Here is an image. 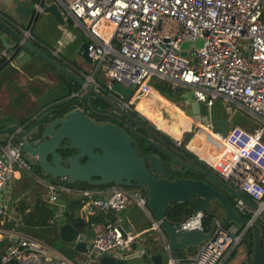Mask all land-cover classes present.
<instances>
[{
    "label": "built area",
    "instance_id": "obj_1",
    "mask_svg": "<svg viewBox=\"0 0 264 264\" xmlns=\"http://www.w3.org/2000/svg\"><path fill=\"white\" fill-rule=\"evenodd\" d=\"M40 1L54 3L63 21H70L84 36L87 56L93 63L91 73L80 72L86 82L98 90L94 77L100 74L108 84H131L129 97L117 101L125 112L131 110L145 119L136 103L149 102L145 99L153 91L149 81L155 79L172 89L190 90L192 98L208 113L219 99L256 123L252 133L240 127L223 134L211 133L220 149L218 155L209 160L198 157L258 207L253 211L240 200L234 203L238 213L255 220L258 210H264V0H36L37 12ZM22 30L33 40L31 33ZM197 38L201 40L199 47L193 44ZM183 41L189 45L186 54L180 56ZM59 46L49 50L52 57L62 51L63 43ZM2 55L8 56L6 51ZM13 136L8 134L0 142V191L16 169L29 171L37 164L35 156L22 153ZM173 144L178 146L179 141ZM44 191L49 204L57 202L59 193H74L81 197L87 213L102 214L100 220L89 223L93 237L83 253L86 257L99 258L129 245L132 235L122 234L117 212L130 203L149 217L150 227L160 234L158 221L149 213L139 188L109 184L78 189L70 187L66 178H59L46 181ZM108 213L116 218L109 220ZM203 215L196 209L176 225L177 230L203 231ZM9 218L14 217L0 207V264H76L44 240L16 230L17 217L12 229L3 228ZM48 224H54L53 218ZM244 232L235 225L216 224L210 237L196 246L192 264H223ZM168 256L167 263L175 264L176 260Z\"/></svg>",
    "mask_w": 264,
    "mask_h": 264
},
{
    "label": "water",
    "instance_id": "obj_2",
    "mask_svg": "<svg viewBox=\"0 0 264 264\" xmlns=\"http://www.w3.org/2000/svg\"><path fill=\"white\" fill-rule=\"evenodd\" d=\"M12 1L19 19L23 21L28 18V23L26 27L20 29L0 18V80L18 73L17 66L23 64H28L31 71H37L38 65L35 58H38L74 82L79 90L74 100L54 102L51 108L38 112L26 127L17 124L0 126V136L13 134L22 153L35 156L37 165L44 173L57 178H66L69 184L85 182L92 186L117 184L122 187L145 188L147 208L152 218L158 221L160 234L157 237L150 236L153 246L150 248L153 249V254L147 257L150 249H143L141 242L133 240L132 237L128 247L125 250H119L118 257L104 255L99 257L97 264H137L138 259L151 261L152 264H162L165 245L168 252L166 255L174 258L175 264H183L184 260L189 262L191 259L180 258L178 252L188 247H196L209 238L216 224L227 225L228 223L241 226L245 231L250 230L252 248L247 264H264V249L261 246L258 226L253 219L249 221L235 210L228 195L232 196L233 200H240L253 211L258 207L212 170L186 158L172 143H166L158 135L144 128L142 130L153 141L143 134L139 135L134 129L136 122L121 107L101 97L92 83L77 77L23 34L24 28L32 34V27L38 15L34 9L36 0ZM40 5V12L49 13L55 22L62 24V16L54 3L45 4L40 1ZM193 44L199 47L201 40L197 38ZM188 45L187 41L181 42L180 56L186 54L185 49ZM2 51H6L8 56L4 57ZM73 54L86 63L90 62L85 40L79 43ZM109 88L123 99H127L132 90L131 84L127 86L118 81H113ZM179 97L184 101L183 114L190 117L193 123L207 127L214 134H223L229 130L228 120L211 119V112L208 113L203 104L197 103L192 98L190 90L181 92ZM92 98L106 103L110 110L105 113L125 123L132 135L142 137L144 141L157 147L172 162L193 174L202 175L208 182L173 176L155 155L138 153L133 146L134 140L123 128L112 123H95L83 110L75 107L83 103L87 110L101 114L102 112L93 106ZM62 149L74 152L64 155L60 153ZM80 159L84 161L80 162ZM193 197L196 198L194 201L196 209L202 211L211 209L213 221L207 231L199 229L180 231L177 230L176 225L166 222L165 211L169 203L189 202ZM117 216L122 234L132 235L137 223L134 218L137 216L132 214L130 221H127L123 210L118 211ZM256 216L264 220V210H258ZM53 220L57 226L59 238L72 244L73 250L85 253L87 241L93 237V231L90 229L80 232L66 223L61 213L55 215ZM14 223V218H9L2 226L12 229Z\"/></svg>",
    "mask_w": 264,
    "mask_h": 264
},
{
    "label": "crops",
    "instance_id": "obj_3",
    "mask_svg": "<svg viewBox=\"0 0 264 264\" xmlns=\"http://www.w3.org/2000/svg\"><path fill=\"white\" fill-rule=\"evenodd\" d=\"M49 3H51V2L47 1V4H49ZM0 18L2 20H4L5 22H7L8 24H10L11 26H15V27L18 26V27L23 28V27H26V25L28 23L27 22L28 18H26L23 21L19 19V16L15 11V5H14L12 0H0ZM38 18L41 21L36 26V24H37L36 20ZM36 20H35L33 27H32V34L31 35L33 36V40L30 37H27V38H29V40H32L36 44V46H38L40 49L45 50L48 54H49L50 49L60 47L59 43L60 42L63 43V47L61 49L62 51L59 52L60 54L56 57L55 56H53V57L62 60L63 61L62 63L64 65H66L67 68L73 74H75L77 77H83V76H81L80 72L91 73L92 67H93L92 61H90L89 63H86V62L81 60L79 63L80 65L76 66L74 64H71V61L72 60L75 61L76 59L75 58H72V59L68 58L65 55L67 52H70V53L72 52V54H73L74 50L79 45V43L81 41L85 40L84 36L71 25L70 21L65 20L62 22V24H59L53 20V17L49 13H42V12L38 13ZM50 28H52L54 31H56L57 35L55 37L49 39V37H47L46 34L48 32L47 30H49ZM72 35H73V38H71ZM77 61H78V59H77ZM89 64H91V67L87 68ZM37 65H38V63H37ZM68 65H70L71 67ZM17 68H18V73L6 76L5 78H2L0 80V126H6V125H11V124H17L19 126H22V124H26V123L30 122L32 120V117H34V115H36L38 112H40L41 110H47V109L51 108L54 105L53 103H54V100L56 99V97H60V95L62 94V90L58 86L53 87V86H51V83L44 82L45 80L44 81L41 80L42 73H40L41 72L40 71V65H38L37 71H31L29 69L28 64H23L21 66H17ZM95 75H97V74H95ZM104 81L107 82V80H104ZM70 82H72V81H70ZM72 83H74V82H72ZM176 89H179V90H181V92H183V90L181 88H176ZM152 90L153 91H151L149 94H147L146 98H145L146 101H149V102L145 103L143 100H140V102L137 105V109L145 110L149 115H151L150 114V111L152 109L151 105L155 104V102H158V99L161 98V95L159 93H157L154 89H152ZM149 95L151 96L150 99L147 98V96H149ZM178 98H176V100ZM168 101L169 100H167V99H165V101L163 100V102L165 104H168V107H169V105L174 107V104L171 102H168ZM55 102H58V101H55ZM21 103L23 104V106ZM22 109L23 110L25 109V110L23 111ZM19 110H20V112H19ZM153 110H157V109H153ZM176 110H178V109H176ZM156 117H157V114H156ZM156 117L154 120L155 124L156 125L157 124H163L161 122H158ZM248 118H249V116H248ZM249 120H250L249 122L241 123V125H242L241 128L246 129L248 131H251L254 128H256V124L253 121H251L250 118H249ZM184 121H185V119H184ZM165 123H166V121H165ZM186 123L187 122L185 121V125L187 126L188 123L187 124ZM163 125H165V124H163ZM200 127H201L200 129H202L205 132L206 136H208V138L212 139V141L209 142L212 149L208 148V145H206L204 143V141H202L203 139L202 140L200 139V137L196 131L193 132L192 137L188 141V144L185 145V147L191 153H193V155H195L197 158L201 157L204 160H209V159H212V157H215L216 155H218L220 150H218V148H217L218 145L217 146L214 145L215 144L214 143V141H215L214 136H211V133H209L210 131L207 129V127L201 126V125H200ZM171 128L175 133L177 132V129H176L177 127L172 125ZM189 128H190V126H189ZM189 128L187 130H190ZM0 137L3 138V136H0ZM178 138L179 137H171V143L173 144V142L175 140L179 141ZM261 139L264 142V133L262 134ZM0 142H1V140H0ZM192 145L196 148L195 150L192 149V147H191ZM178 146H176V147H178ZM216 151H218V152H216ZM211 152L216 153V154H212ZM25 172H28L29 174L31 173L32 175H34L31 171H25L23 169H16L11 180L6 185H4V187L2 189V191L5 190L4 199L11 200L10 195H8V190L11 187L12 183L20 180L22 174H24ZM34 176L36 177V179H38L42 183V185L44 187V183L46 181L38 178L36 175H34ZM28 193L34 194V195L36 194V193L31 192L29 190L27 192H24V194H28ZM0 194H1V198H2L3 193L1 192ZM24 194H22V195H24ZM66 195L68 197L69 196H75L78 198L80 197L74 193L66 194ZM14 199L15 200L12 201V203H11L13 205V208H14V214H17V216L15 215L14 218L17 217V219L19 221V214L16 211V207H17L18 200L21 199V195L16 196ZM41 199L43 200V198H41ZM34 201H35V198L31 199L30 201L28 200L26 202L31 204ZM55 204L58 207L60 206V203H58V202ZM136 208H137L136 206H134L132 203H130L123 209V211L125 213L124 218L127 221H130L132 214H133V210ZM82 209H84L83 206H81L80 210L84 215H87L88 214L87 210H85L83 212ZM27 210H29V208ZM143 218L144 219H142V223L137 224L138 226H136L135 230L133 231L132 237H133V240L141 242V247L143 249H145V248L150 249L149 254L147 255V257H148L149 255L154 253L153 249L150 248V247H153L151 244V237L150 236L157 237L159 234H158V232H156L155 230H153L150 227L149 217L144 214ZM18 223H20V222H18ZM49 225L54 227L55 232L58 233L57 227L55 225H53V224L52 225L49 224ZM232 225H234V224H232ZM87 230H90V229L85 228L83 231H87ZM83 231H80V232H83ZM242 243L245 245L244 242H242ZM67 245H69V246H67ZM64 246H66V248L70 247V249H68L66 253H68V252L70 253L69 250H71V251H73L71 256H75V257L77 256L80 259L82 258L83 253L76 251V250H73L72 244L65 242ZM161 247H163V245H161ZM236 248H235V250H236ZM125 249H126V247L123 250H125ZM55 250L64 254V252H61L58 249H55ZM166 253L168 254V252L165 250L163 253L162 264H168L167 259L169 256H167ZM109 255H113V256L118 257L120 255V253H119V250L116 249V250L111 251L109 253ZM187 258L191 259V257H186L185 259H187ZM244 258L245 259H244V261H242L241 264H244V262L246 260V251H245ZM98 259L99 258H97L95 256H93L91 258V255H90L88 257L83 258L80 262H78V264H83V263L87 264L90 260H92V262H94V264H97ZM137 264H152V262L151 261L146 262L143 259L142 260L138 259ZM187 264H192V262L189 261Z\"/></svg>",
    "mask_w": 264,
    "mask_h": 264
},
{
    "label": "trees",
    "instance_id": "obj_4",
    "mask_svg": "<svg viewBox=\"0 0 264 264\" xmlns=\"http://www.w3.org/2000/svg\"><path fill=\"white\" fill-rule=\"evenodd\" d=\"M149 85L152 89H154L157 93L161 95V98L165 101V99L169 100L168 102H174L176 98L179 97L181 90L173 88L171 89L168 85H166L164 82L157 81L155 79H151L149 81ZM164 98H163V97ZM133 114H136L133 112ZM251 119V118H250ZM142 121L145 125L149 126L151 131H153L156 135H158L160 138L164 139L167 141V143H171V138L166 135L165 133L156 130L147 120L142 118ZM251 121H253L251 119ZM256 124V123H255ZM24 127L27 126L26 124H22ZM236 127V126H233ZM231 127V128H233ZM230 128V129H231ZM241 128V127H240ZM190 130L184 131L182 133V137L179 140V146L177 149L182 152L184 155L189 157L191 160H193L195 163L198 165L208 168L207 165L199 160L193 153H191L186 147L185 144L190 140L192 137L193 132L196 131L197 127L193 124L190 125ZM246 130V129H245ZM254 130V129H253ZM253 130L250 131V133L253 132ZM264 133V132H263ZM8 135V134H7ZM7 135H4L3 138L0 137L1 142H4L5 138ZM262 140V139H261ZM13 141L14 136H13ZM69 152H65L64 155H68ZM160 157V156H159ZM209 169V168H208ZM211 170V169H209ZM29 171H31L34 175H36L38 178L43 179L47 182H56L59 180V178L51 176L49 174L44 173L39 166L36 164L34 165ZM169 172H172L169 170ZM174 174L175 177H189V178H194V179H201L205 182H208L205 177L199 174H193L189 171L184 172V174ZM68 185L73 188H78V189H92V188H98L102 186H92L89 185L88 183L85 182H75L72 184ZM139 190L142 192L143 195H145L146 190L145 188H139ZM46 194V193H45ZM244 196L248 197L246 194L242 193ZM228 198L232 205H234L235 200H233L232 196L228 195ZM47 201V195H46V200L39 199L38 197L35 198V201L33 203H27L23 198L18 200L16 211L19 214V222L21 224H26L30 227H47L48 224V219L54 217V213L57 212V209L59 208V212L64 216L66 223H69L73 228L83 231L85 228H89V223L98 221L101 219L102 214H94V213H88L87 215H84L80 208L82 206L81 198L75 197V196H67L65 193H59L58 194V199L57 202L60 203V206L58 207L56 204H47L45 203ZM194 201H196V198L193 197L189 202H177V203H169L167 205L166 211H165V220L169 224L173 225H178L180 221H182L187 215L191 214L196 210V207L194 206ZM56 202V203H57ZM29 208V210H27ZM27 210V211H26ZM203 217L201 219L202 223V229L203 231H207L209 228L211 222L213 221V215L210 213L209 210L203 211ZM243 218L248 219L249 214H241L239 213ZM86 216V217H85ZM116 217L113 215V213H108V219L109 220H114ZM259 228L260 230V242L261 246L264 249V220L260 218H256L253 221ZM52 225V224H51ZM53 225L56 226L54 223ZM232 225V223H228L227 225L224 226H229ZM57 227V226H56ZM238 229H241V226H237ZM55 237H57L61 243V246L58 247V250L61 252L66 253L70 247L66 248L65 242L60 240L58 233L56 232ZM244 242L246 246V256H247V264L250 259V254H251V237H250V230L248 229L247 231L244 232L242 238H241V243ZM196 251V247H188L183 251L178 252V256L180 258H186V257H192ZM234 251L231 253L233 255ZM184 264L188 263V260L183 261ZM13 264V263H10ZM224 264V263H223Z\"/></svg>",
    "mask_w": 264,
    "mask_h": 264
},
{
    "label": "rangeland",
    "instance_id": "obj_5",
    "mask_svg": "<svg viewBox=\"0 0 264 264\" xmlns=\"http://www.w3.org/2000/svg\"><path fill=\"white\" fill-rule=\"evenodd\" d=\"M40 13V12H38ZM41 20H39V18L36 20L37 24L36 26L39 24ZM47 37L50 38H53L57 35L56 31H54L52 28H50L49 30H47ZM65 52V51H64ZM68 58H75L76 60L78 59V57H76L74 54H72V52H67L65 54ZM91 67V64L88 65L87 68H90ZM98 80L100 81H103L102 78H99ZM150 95L147 96V98L150 99ZM140 101H138L136 103V109H137V105ZM171 102V101H170ZM174 104V107L178 110H176L173 106H170L168 107V104H165L163 101H158L157 103L155 102V104H152V109L150 111V114L153 115L156 117V114H157V121L158 122H161L163 124H165L163 127H158L156 124H155V121H153L152 117H149V116H146L145 114H143L141 111V113L144 115L143 117L154 127H158L160 128L159 131H164V133L166 135H168L170 138L171 137H179L178 140L181 139L182 137V133L184 131H187V129L189 128V126L191 124L193 125H197V129H196V132L198 133L200 139L202 141H204V143L206 145H208V148L209 149H212L211 146H210V143L212 141V139L208 138V136H206L205 132L200 129V125L198 123H193L192 119L188 116H185L182 112V109H183V105H184V101L181 100V99H177V100H174V102H171ZM22 104V103H21ZM23 106V104H22ZM31 106V105H30ZM153 109H157V110H153ZM211 109V112L212 114H215L216 111H218L219 109L223 110L224 111V114L226 115V117L229 119L230 121V126H229V129L233 126H236V127H242L241 123H246V122H249V118L246 114H244L243 112L241 111H238L236 109H232L230 110L225 104H223L219 99H215L214 102H213V105L210 107ZM23 110V109H22ZM25 110V109H24ZM23 110V111H24ZM20 112V110H19ZM158 112V113H157ZM148 119H147V118ZM188 123L187 127L183 128L182 125H181V121L184 120ZM165 121L168 123V124H172L173 126L177 127V132L176 133H172L169 129V125L167 123H165ZM153 123V124H152ZM186 123V124H187ZM156 125V126H155ZM184 126V125H183ZM248 131V130H247ZM250 132V131H248ZM211 133V132H209ZM197 141V140H196ZM214 145L217 146V143L214 141ZM188 144V142H187ZM185 144V145H187ZM197 144V143H196ZM192 149H196L193 145L191 146ZM218 148V147H217ZM218 150H220L218 148ZM218 152V151H216ZM212 153V152H211ZM212 154H216V153H212ZM42 185V183L36 179V177L34 175H32L31 173L29 174L28 172H25L24 174H22L21 176V179L18 180V181H15L12 183L11 187L9 188L8 190V195H10V198L11 200H6L4 199V192L5 190L2 191L1 189V192L3 193V197L1 198V194H0V207L2 208V210L9 216H13L15 217V214H14V208H13V205L11 204L12 201H14L15 197L16 196H20L21 195V198H23L25 201H30L31 199H34V198H43V200H46V194L44 192V187ZM31 191V192H34L36 193L35 195L34 194H24V192H27V191ZM0 192V193H1ZM6 194V193H5ZM24 194V195H22ZM71 197V196H70ZM47 204H49V202H45ZM83 212L85 211V209H82ZM207 210H211V209H207ZM220 213V212H219ZM133 214H135L137 216V218H134L137 223H136V226H138L137 224L138 223H142V219L143 218V214H142V211L138 208L134 209L133 210ZM15 228L16 230L20 231V232H23V233H29L31 235H34L42 240H44L45 242H47L48 244H50L53 248L55 249H58L59 246H61L60 244V241L57 237H55V228L48 225L47 227H30L26 224H21L20 223H16L15 224ZM135 230V229H134ZM69 246V245H67ZM70 253H64V255L68 258H70L73 262H75L76 264H78V262H80L83 258L86 257L85 254L82 255V258H78L77 256H71L73 251L69 250ZM245 251H246V247L243 243H240L235 252L233 253V255H231L225 262L224 264H241L242 261H244V255H245ZM76 253V252H75ZM93 257V255H91V258ZM247 262V256H246V260L244 262V264ZM87 264H94V262H92V260H90Z\"/></svg>",
    "mask_w": 264,
    "mask_h": 264
},
{
    "label": "flooded vegetation",
    "instance_id": "obj_6",
    "mask_svg": "<svg viewBox=\"0 0 264 264\" xmlns=\"http://www.w3.org/2000/svg\"><path fill=\"white\" fill-rule=\"evenodd\" d=\"M45 2V0H43ZM43 50V49H42ZM44 52H46L45 50H43ZM47 53V52H46ZM59 63H61L62 65H64L62 62V60L55 58ZM35 61L38 63V65H40V73H42V78L41 80H45L44 82H48L51 83V86H58L61 90H62V94L60 95V97H56L55 101H59V102H63L64 100L68 99V100H74L78 95L77 92L79 90V87L70 82L63 74H61L60 72L55 71L54 69L50 68L47 64H45L44 62H42L40 59L35 58ZM81 60L78 59L77 60H72L71 64H74L76 66L80 65ZM74 62V63H73ZM65 67H67L66 65H64ZM70 66V65H68ZM71 67V66H70ZM79 78H83V77H79ZM96 78L98 84H99V88H98V93L100 94L101 97H103L104 99H106L107 101H110L113 104H117V101L119 98H123L121 97L119 94L113 92L110 90V85L112 84V81H110V83H106L104 80L100 81L98 80L99 78L103 77L101 75H96ZM132 89V88H131ZM132 91V90H131ZM183 100L182 98H178ZM92 104L93 106L98 109L100 112H102L101 114L96 113L94 111H90L87 110V108L85 107V105L83 103L78 104L75 107L80 108L81 110H83L87 117L95 122V123H112L120 128H123L126 133L129 135V137L134 140V148L137 149L138 153L140 154H153L156 157H158L165 165L166 170L169 172V170H171L172 173H178V174H184V172L188 171L186 170L184 167H181L177 164H175L174 162H172L164 153H162L157 147H155L152 144L147 143L146 141H144L142 139V137H135L134 135H132L129 127H127V125L125 123H123L121 120L117 119L116 117H112L109 114L105 113L108 112L110 110V108L108 107V105L102 101H100L99 99L96 98H92ZM74 107V108H75ZM143 114H145L146 116L152 117V115H149L145 110H140ZM126 113L130 116V118H132L135 122H136V126H134V129L136 130V132L142 136L145 135L146 137H148V139L152 140L153 139L147 135L142 128L148 130L149 132L155 134L153 131H151L150 127L145 125L142 121V118L140 116H138L137 114H133V112L130 111H126ZM210 118L211 119H227L229 122V126H230V121L229 119L226 117V115L224 114V111L219 109L218 111H216L215 114H212V112L210 113ZM153 121L155 120V116L153 115L152 117ZM33 120H31L30 122L27 123V126L32 122ZM167 123V122H166ZM182 127L184 128L185 122L181 121L180 122ZM168 124V123H167ZM169 129L172 133H175L172 130V124H168ZM184 125V126H183ZM158 127L159 124H157ZM187 127V126H186ZM161 128V127H160ZM162 139V138H161ZM164 140V139H162ZM165 141V140H164ZM65 142V141H64ZM167 143V141H165ZM95 152H98V150H94ZM65 152H69L68 154L74 152V151H66L64 149H62L60 151L61 154H64ZM182 153V152H181ZM183 154V153H182ZM184 155V154H183ZM160 156V157H159ZM186 158H188L189 160H191L189 157H187L186 155H184ZM84 159H80V162H83ZM193 161V160H191ZM194 162V161H193ZM174 176V174H172Z\"/></svg>",
    "mask_w": 264,
    "mask_h": 264
},
{
    "label": "bare ground",
    "instance_id": "obj_7",
    "mask_svg": "<svg viewBox=\"0 0 264 264\" xmlns=\"http://www.w3.org/2000/svg\"><path fill=\"white\" fill-rule=\"evenodd\" d=\"M162 100L161 98L158 99V101ZM163 101V100H162ZM157 103V102H156ZM183 122H185L184 120H182ZM160 127H163L164 125L163 124H159Z\"/></svg>",
    "mask_w": 264,
    "mask_h": 264
}]
</instances>
